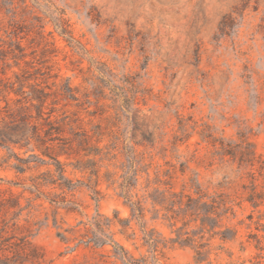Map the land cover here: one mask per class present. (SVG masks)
Instances as JSON below:
<instances>
[{
	"label": "rangeland",
	"instance_id": "374dc122",
	"mask_svg": "<svg viewBox=\"0 0 264 264\" xmlns=\"http://www.w3.org/2000/svg\"><path fill=\"white\" fill-rule=\"evenodd\" d=\"M0 42L16 57L3 68L4 82L14 90L24 86L25 91L8 99L24 103L32 87L58 93L51 97L55 105L46 103L54 108L51 120L69 122L73 131L92 137L91 144L102 153L115 156L97 162L98 201L86 187L88 175L71 165L66 177L76 185L72 192L45 188L47 201H34L28 180L53 167L34 162L24 149L0 148V193L9 191L19 197L26 208L20 222L27 225L23 220L28 221L29 240L43 251L47 262L71 264L75 255L81 260L83 252L69 253L74 244H64L57 234H65L64 230L97 212L131 220L127 200L144 195L147 166L151 184L155 173L164 180L162 173L170 170L176 173L172 181L176 190L197 175L210 193L222 191L242 200L236 168L211 161L205 144H197L198 136L188 126H207L215 136L233 142L243 133L256 153L264 156V0H0ZM66 86L72 99L62 94ZM15 105L10 102V107ZM0 107H5L3 101ZM181 120L187 124L183 135ZM174 136L178 139L172 148ZM16 158L29 163L21 164ZM66 163L74 165L75 160ZM130 166L141 174L131 198L125 199L118 186ZM106 172L114 176L110 187L103 181ZM64 198L75 205L62 204ZM143 206L141 222L146 228L173 238L167 227L150 220V206ZM235 212L229 224L236 226L238 237L225 248L233 261L250 264L255 250L247 247L242 253L239 243L248 235H264L256 224L258 218L264 224V208L252 212L242 203ZM141 222L132 219L127 230L135 234L138 245ZM119 229H111L117 241L136 258L145 254L134 251ZM221 258L228 260L225 255ZM160 264H194L193 253L169 245Z\"/></svg>",
	"mask_w": 264,
	"mask_h": 264
},
{
	"label": "trees",
	"instance_id": "16d2710c",
	"mask_svg": "<svg viewBox=\"0 0 264 264\" xmlns=\"http://www.w3.org/2000/svg\"><path fill=\"white\" fill-rule=\"evenodd\" d=\"M0 43V74L4 77L0 80V102L5 103V107H0V148L24 149V153H31L30 158L34 159V162L53 167L28 180L30 184L27 190L30 195L35 196L34 201L40 198L47 201L49 193L44 192L45 188L57 189L62 193L64 190L73 191L76 185L66 177V168L69 165L74 171L88 175L90 184L86 187L98 201L101 193L97 189L100 183V166L97 164L115 159V156H109V152L102 153V149L93 146L92 137L85 131L75 132L69 128V122L61 120L59 123L57 120H51L54 108L46 107V103L58 93L50 94L44 89L32 87L29 98H23L24 103L8 99L10 94L24 95L25 91L24 86L14 90L10 86L12 84L4 82L7 79L3 68L9 67L8 61L16 60V57L12 50L2 47L5 42ZM8 45L10 48V43ZM20 57L23 58L22 55ZM15 63L14 61V65H18ZM63 93L70 99L73 98L69 86L64 88ZM10 102L16 104L15 108L10 107ZM49 105L55 104L51 101ZM31 110L35 111L34 115ZM188 128L198 136V145L205 144L207 156L211 161L216 160L220 164L236 168L234 172L241 182L242 200L238 201V197L222 191L210 193L198 182V176L195 174L188 184H183L176 190L172 183L176 173L170 170L162 173L164 180L160 179L159 172L155 173L152 184L156 187L149 191L152 184L148 179L150 166H147L144 171L147 178L142 188L144 195L141 197L136 194L133 202L127 200L131 220L143 221L146 212L143 204H147L150 206L147 211L151 214L150 220L159 221L167 227L173 238L165 239L154 229H147L145 223L141 222L138 245L135 234H127L131 220L120 219L116 214L109 218L97 212L85 222L80 221L75 227L64 230L65 234H57L64 244H74L69 253L83 252L81 260L75 255L71 264H160L169 245L192 251L194 264H245V261H233V254L225 248L227 243L235 242L238 237L236 226H231L229 222L235 218V208H240L242 203L249 205L252 212L264 208V156L256 153L249 137L243 133H238V140L233 142L215 136L207 126L197 129L194 124ZM179 131L182 135L187 131V124H183L182 120L179 121ZM177 139V136L173 137L172 148ZM61 157L65 161H60ZM95 158H98V161H95ZM70 159L75 160L74 165L66 163ZM16 160L24 165L29 163L26 160ZM16 170L20 174L25 173L22 168L17 167ZM180 173L184 175L185 167H182ZM139 174L141 170H132L130 166L125 176L121 177L123 182L118 187L125 199L131 198L130 192L136 189ZM103 181L108 187L114 185L113 174L106 172ZM76 184L81 183L76 181ZM48 201L50 204H57L54 200ZM61 203L75 205L65 198ZM25 209L14 193H0V264H52L51 261L47 262L43 251L29 240L28 221L23 220L27 225L20 222ZM247 219L252 222L253 215H248ZM260 220L261 218H258L256 224L264 233V224H260ZM53 221L56 224V219ZM242 224L243 222L238 223ZM115 226L120 227L119 234L133 246L134 251L144 250L145 254L136 258L117 241L115 234L111 232ZM239 245L242 253L247 247L255 250V254L248 260L250 264H264V235H248L245 242H240ZM222 255L227 257L226 262H223Z\"/></svg>",
	"mask_w": 264,
	"mask_h": 264
}]
</instances>
